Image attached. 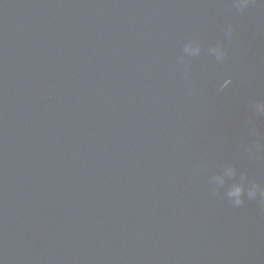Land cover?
<instances>
[{
    "label": "water",
    "instance_id": "obj_1",
    "mask_svg": "<svg viewBox=\"0 0 264 264\" xmlns=\"http://www.w3.org/2000/svg\"><path fill=\"white\" fill-rule=\"evenodd\" d=\"M251 181L260 0H0V264H264Z\"/></svg>",
    "mask_w": 264,
    "mask_h": 264
},
{
    "label": "clouds",
    "instance_id": "obj_2",
    "mask_svg": "<svg viewBox=\"0 0 264 264\" xmlns=\"http://www.w3.org/2000/svg\"><path fill=\"white\" fill-rule=\"evenodd\" d=\"M257 0H234L235 7L238 9H245L249 4L256 3ZM261 4H264V0H260ZM233 28L229 26L226 29V35H231ZM185 52L194 55L198 54L200 47L196 42H189L185 45ZM211 52L217 56V58H222L225 55L224 49L220 46L213 47ZM229 174H234L232 169H229ZM245 193L249 199H256L258 196L260 198V204L264 206V185H261L255 181L249 182L247 188L243 183L233 185L228 191V197L230 198L233 206H241L244 204Z\"/></svg>",
    "mask_w": 264,
    "mask_h": 264
}]
</instances>
